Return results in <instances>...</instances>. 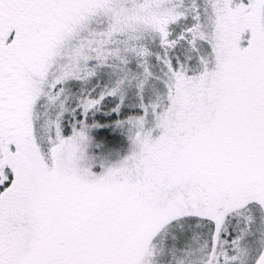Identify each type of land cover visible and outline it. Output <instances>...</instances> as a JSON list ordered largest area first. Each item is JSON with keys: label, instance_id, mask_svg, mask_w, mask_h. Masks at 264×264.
Listing matches in <instances>:
<instances>
[{"label": "snow or ice", "instance_id": "obj_1", "mask_svg": "<svg viewBox=\"0 0 264 264\" xmlns=\"http://www.w3.org/2000/svg\"><path fill=\"white\" fill-rule=\"evenodd\" d=\"M0 264H264V0H0Z\"/></svg>", "mask_w": 264, "mask_h": 264}]
</instances>
